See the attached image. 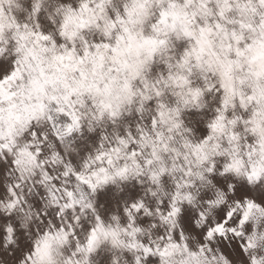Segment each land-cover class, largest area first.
<instances>
[{
	"label": "snow or ice",
	"instance_id": "obj_1",
	"mask_svg": "<svg viewBox=\"0 0 264 264\" xmlns=\"http://www.w3.org/2000/svg\"><path fill=\"white\" fill-rule=\"evenodd\" d=\"M0 264H264V0H0Z\"/></svg>",
	"mask_w": 264,
	"mask_h": 264
}]
</instances>
